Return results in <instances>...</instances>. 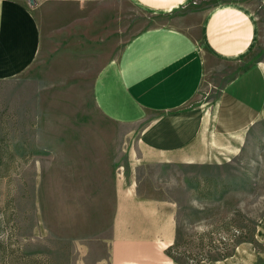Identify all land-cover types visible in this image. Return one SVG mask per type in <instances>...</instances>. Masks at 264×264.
Segmentation results:
<instances>
[{"label": "rangeland", "instance_id": "rangeland-1", "mask_svg": "<svg viewBox=\"0 0 264 264\" xmlns=\"http://www.w3.org/2000/svg\"><path fill=\"white\" fill-rule=\"evenodd\" d=\"M39 1L38 56L22 75L0 80V264H70L74 242L94 238L108 225L111 179L117 166H127L125 133L107 122L95 103L99 48H84L93 38H68L70 26L94 28L106 0ZM107 1L109 11L118 13L108 25L124 44L154 22L132 0ZM188 2L185 7H195L194 0ZM255 15L253 61L264 60V7L258 4ZM223 82L207 79L202 100L214 101ZM135 178L139 194L177 203L171 254L180 264L224 259L254 240L264 215V120L219 162L143 165Z\"/></svg>", "mask_w": 264, "mask_h": 264}, {"label": "crops", "instance_id": "crops-1", "mask_svg": "<svg viewBox=\"0 0 264 264\" xmlns=\"http://www.w3.org/2000/svg\"><path fill=\"white\" fill-rule=\"evenodd\" d=\"M132 1L154 22L126 44L108 25L118 13L109 11L107 0L94 28L68 30L74 42L93 38L84 48H99L95 103L129 145L127 166H117L111 179L109 223L96 237L74 242L70 264H180L166 254L177 240L178 205L139 194L137 168L219 162L264 120V60L249 57L258 30L255 7H264V0H194L195 7H185L192 0ZM41 3L0 0V80L22 75L37 58ZM223 66L232 68L229 75ZM214 77L224 82L218 97L204 102V82ZM201 264H264V215L252 242Z\"/></svg>", "mask_w": 264, "mask_h": 264}, {"label": "trees", "instance_id": "trees-1", "mask_svg": "<svg viewBox=\"0 0 264 264\" xmlns=\"http://www.w3.org/2000/svg\"><path fill=\"white\" fill-rule=\"evenodd\" d=\"M175 247H176V244H174V245H172L171 247H169L167 250H166V254H167V256H169L170 258H172V260L174 261V262H176V263H180L172 254H171V251H173L174 249H175ZM226 257H228V256H226ZM225 257V258H226ZM203 261V260H202ZM201 261V262H202ZM206 261H212V260H206ZM197 264H200V263H197Z\"/></svg>", "mask_w": 264, "mask_h": 264}, {"label": "water", "instance_id": "water-1", "mask_svg": "<svg viewBox=\"0 0 264 264\" xmlns=\"http://www.w3.org/2000/svg\"><path fill=\"white\" fill-rule=\"evenodd\" d=\"M30 5L34 6L35 5V0H29Z\"/></svg>", "mask_w": 264, "mask_h": 264}]
</instances>
